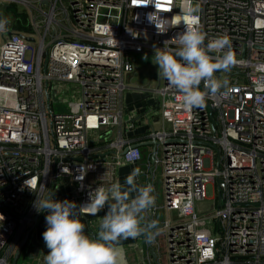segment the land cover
I'll return each mask as SVG.
<instances>
[{"label": "built area", "instance_id": "1", "mask_svg": "<svg viewBox=\"0 0 264 264\" xmlns=\"http://www.w3.org/2000/svg\"><path fill=\"white\" fill-rule=\"evenodd\" d=\"M191 3L0 0V16L10 21L0 43V264H14L39 215L36 195L64 182L82 205L90 190L115 182L119 167L141 161L135 139L105 133L122 124L133 56L165 41L176 47L178 34L194 26L185 14ZM199 3L195 25L205 45L227 36L235 63L214 74L229 87L202 107L185 108L182 94L161 78L151 91L164 126L142 141L161 147L155 162L164 202L149 215L177 212L174 222L162 221L169 264H264V0ZM153 12L155 23L173 27L159 33L147 19ZM81 165L89 167L82 181ZM211 181L219 197L204 218L195 204L207 198Z\"/></svg>", "mask_w": 264, "mask_h": 264}, {"label": "clouds", "instance_id": "2", "mask_svg": "<svg viewBox=\"0 0 264 264\" xmlns=\"http://www.w3.org/2000/svg\"><path fill=\"white\" fill-rule=\"evenodd\" d=\"M199 10V0H192L185 14L192 18L194 26L178 34L176 47L166 46L165 41L162 48H155L152 60L157 66L158 77L182 94L183 105L187 109L202 107L207 97L227 89L229 82L214 74L227 71L235 63L227 36L217 37L205 45L206 34L195 25ZM153 15L154 12L149 13L147 19L159 33L173 27L170 23H155ZM9 23L7 17L0 16V32L6 31ZM225 49L227 51L218 58L214 59L210 55ZM201 82L203 90L199 88ZM88 168L87 165L80 166L81 181ZM140 175L141 169L136 167L123 183L116 180L107 186H96L89 191L88 201L82 205L67 199L58 200L56 192L52 191L43 198L36 195L33 207L37 213L46 214V230L42 236L48 251L42 264H124L122 240L141 236L146 241L153 240L154 233L146 231L142 221L144 213L155 204L154 189L150 183L140 184ZM28 181L24 185L30 190ZM85 210L91 216L104 211V215L97 220L96 230L91 234L85 232L86 224L81 218Z\"/></svg>", "mask_w": 264, "mask_h": 264}, {"label": "crops", "instance_id": "3", "mask_svg": "<svg viewBox=\"0 0 264 264\" xmlns=\"http://www.w3.org/2000/svg\"><path fill=\"white\" fill-rule=\"evenodd\" d=\"M154 53L147 52L133 56L134 71L129 73L125 82L127 89L122 97L123 121L120 127L111 129L105 133L107 138L118 137L119 133L123 138L135 139L137 144L147 143L142 141L148 131L153 127L161 129L164 122L157 108V96L152 95L154 89L159 86L160 78L158 77L157 66L152 63ZM142 152V158L139 163L126 164L119 167L115 174V181L119 180L123 183L125 177L136 167L141 169L139 177L140 184H151L154 189L155 204L154 207H162L164 198L159 192L158 185L163 186L162 167L159 162H155L157 157L162 158V150L160 146L155 148L150 144H142L138 146ZM160 171V174H159ZM161 180V183H160ZM52 192H56L58 200L72 201V192L67 183H59L51 188ZM106 211V209H105ZM150 209L144 213L142 226L150 218ZM151 224L161 223L163 219L169 218L170 212H166L160 208L155 213ZM169 214V215H168ZM45 213H39L38 218L28 235L27 243L21 250L19 259H22L21 264H42L43 257L48 249L45 246L42 233L46 230ZM104 215L101 211L97 218L87 219L81 217L86 224L85 232L91 234L97 228V220ZM177 215L170 222H174ZM144 229L150 233H154V239L146 241L141 236L138 238H128L121 241L125 250L124 264H169L168 241L165 229H157L154 232L149 227Z\"/></svg>", "mask_w": 264, "mask_h": 264}, {"label": "rangeland", "instance_id": "4", "mask_svg": "<svg viewBox=\"0 0 264 264\" xmlns=\"http://www.w3.org/2000/svg\"><path fill=\"white\" fill-rule=\"evenodd\" d=\"M3 35H4V31L0 32V43L2 41V36ZM30 46L32 48H34L35 43H33V42L30 43ZM26 56L27 57H31V53L27 52ZM159 174H160V171H159ZM159 177L161 179L162 176L159 175ZM160 183H161V180H160ZM158 188H159L160 194L164 198V188H163L162 184H159ZM206 196H207V198L205 200L196 202V204H195L196 213L198 215L204 217V218H206L208 215H210L213 212V210L215 209L214 202L216 200L217 190L214 187V185L212 184V181L207 186ZM176 215H177L176 211L170 212V216H169L170 220H173V218H175ZM18 262H19V264H21L22 263V259H19ZM165 262H166V264H168L167 261H165Z\"/></svg>", "mask_w": 264, "mask_h": 264}, {"label": "water", "instance_id": "5", "mask_svg": "<svg viewBox=\"0 0 264 264\" xmlns=\"http://www.w3.org/2000/svg\"><path fill=\"white\" fill-rule=\"evenodd\" d=\"M142 144H150V145H152V146L155 148L159 143H158L157 141H148L147 143H142ZM142 144H137V146H140V145H142ZM50 190H51V189L48 190V192H47V194H46L45 196L48 195V193H49ZM217 196L219 197V194H217ZM37 218H38V217H36V218L34 219L33 226L31 227L30 231L27 233L26 237L21 241V243H20V245H19V247H18V249H17V251H16V254H15L14 258H13V263H14V264L17 263L18 256H19L21 250L23 249V247L25 246V244L27 243L28 235L30 234L32 228L34 227ZM144 227H149V228L151 229V231L154 232L155 230H157V229H159V228H160V229H163V224H162V222H161V223H157V224L153 225V224H151V218H149V219L144 223ZM170 235H171V233H169V237H170Z\"/></svg>", "mask_w": 264, "mask_h": 264}, {"label": "trees", "instance_id": "6", "mask_svg": "<svg viewBox=\"0 0 264 264\" xmlns=\"http://www.w3.org/2000/svg\"><path fill=\"white\" fill-rule=\"evenodd\" d=\"M8 9L11 10V11H14V7H11L10 6ZM22 24H23V22H21L20 24H18L17 27L18 28H23V25Z\"/></svg>", "mask_w": 264, "mask_h": 264}]
</instances>
